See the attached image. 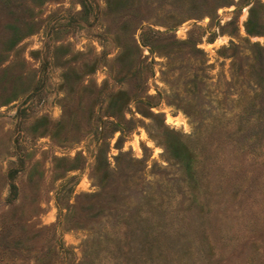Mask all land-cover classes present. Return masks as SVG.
<instances>
[{
  "label": "rangeland",
  "instance_id": "rangeland-1",
  "mask_svg": "<svg viewBox=\"0 0 264 264\" xmlns=\"http://www.w3.org/2000/svg\"><path fill=\"white\" fill-rule=\"evenodd\" d=\"M0 264H264V0H0Z\"/></svg>",
  "mask_w": 264,
  "mask_h": 264
},
{
  "label": "water",
  "instance_id": "water-1",
  "mask_svg": "<svg viewBox=\"0 0 264 264\" xmlns=\"http://www.w3.org/2000/svg\"><path fill=\"white\" fill-rule=\"evenodd\" d=\"M248 3H250V2H248Z\"/></svg>",
  "mask_w": 264,
  "mask_h": 264
},
{
  "label": "trees",
  "instance_id": "trees-1",
  "mask_svg": "<svg viewBox=\"0 0 264 264\" xmlns=\"http://www.w3.org/2000/svg\"><path fill=\"white\" fill-rule=\"evenodd\" d=\"M250 29V28H249Z\"/></svg>",
  "mask_w": 264,
  "mask_h": 264
}]
</instances>
